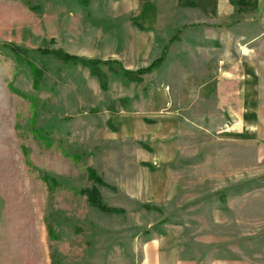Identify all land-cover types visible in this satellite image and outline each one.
<instances>
[{
  "label": "rangeland",
  "instance_id": "obj_1",
  "mask_svg": "<svg viewBox=\"0 0 264 264\" xmlns=\"http://www.w3.org/2000/svg\"><path fill=\"white\" fill-rule=\"evenodd\" d=\"M108 3L0 0V264H139L151 238L197 264H264V107L242 124L218 105L202 31L169 24L141 59ZM8 43L41 71L37 87ZM41 49L109 60L104 88ZM160 55L140 80L123 73ZM92 186L123 212L91 206Z\"/></svg>",
  "mask_w": 264,
  "mask_h": 264
},
{
  "label": "crops",
  "instance_id": "obj_2",
  "mask_svg": "<svg viewBox=\"0 0 264 264\" xmlns=\"http://www.w3.org/2000/svg\"><path fill=\"white\" fill-rule=\"evenodd\" d=\"M108 5L110 10L128 16L127 25L139 38V50L143 48L141 59L150 56L147 45L154 47L161 41L157 39L160 30L171 27L169 24H178L183 31H202V47L196 45L207 62L205 70L209 68L214 79L218 105L229 114L239 115L242 124L262 123L256 109L264 107V0H109ZM190 24L194 26L188 28ZM247 113L251 115L245 119ZM241 263L238 257L226 256L207 262ZM139 264L197 262L183 256L179 246L151 238L142 246Z\"/></svg>",
  "mask_w": 264,
  "mask_h": 264
},
{
  "label": "trees",
  "instance_id": "obj_3",
  "mask_svg": "<svg viewBox=\"0 0 264 264\" xmlns=\"http://www.w3.org/2000/svg\"><path fill=\"white\" fill-rule=\"evenodd\" d=\"M8 46L17 61L23 62L25 60V53H26L25 48L19 47L13 43H8ZM40 51L44 54H53L56 58L62 61H65V62L69 61V62L80 63L82 65L88 66L90 71L99 79L101 86L104 88L105 74L100 69L98 64L100 63L107 64L109 60L89 59L85 57H80L78 55L65 52L62 49H41ZM162 60H163V55H160L159 57L155 58L151 63H149L145 67H140L136 70L124 69L123 73L127 75L128 77L134 78L135 80H140V76L142 74L147 73L151 71L152 69H154L156 66L160 64ZM26 62L29 66V70L32 75L33 86L37 87L39 84V78L41 76V71L36 66L31 64V62H28V61ZM19 94L22 95L23 93L19 92ZM87 172H88L89 178L93 179L94 183L105 185V183L102 181V179L99 176L96 175L93 169L88 168ZM44 178H46L52 184L55 183V181L49 176L44 175ZM80 192L86 195L87 201L91 206L96 207L100 211L114 212V213L123 212V210L119 207H110L104 204L100 199L99 191L97 190L96 186L80 189ZM144 207L149 208L148 205H144Z\"/></svg>",
  "mask_w": 264,
  "mask_h": 264
}]
</instances>
